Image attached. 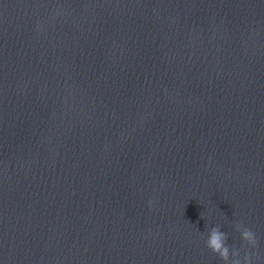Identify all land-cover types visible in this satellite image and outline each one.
I'll list each match as a JSON object with an SVG mask.
<instances>
[{"label":"clouds","instance_id":"obj_1","mask_svg":"<svg viewBox=\"0 0 264 264\" xmlns=\"http://www.w3.org/2000/svg\"><path fill=\"white\" fill-rule=\"evenodd\" d=\"M236 230L240 232L241 239L247 242L248 245L253 248L258 246L256 234L251 228L244 226L242 223H238L236 224ZM227 239V233L222 232L219 226L212 227L208 230L206 247L210 249L213 254L217 255L224 262V264H242V261L239 258V251L237 249L230 248V246L226 243ZM243 264H251L250 255H245L243 258Z\"/></svg>","mask_w":264,"mask_h":264}]
</instances>
